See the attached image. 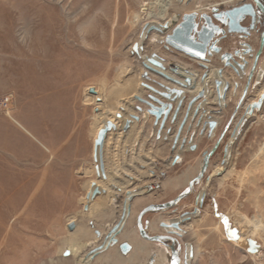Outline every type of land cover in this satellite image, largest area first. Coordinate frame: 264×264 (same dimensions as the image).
<instances>
[{
	"label": "rangeland",
	"instance_id": "374dc122",
	"mask_svg": "<svg viewBox=\"0 0 264 264\" xmlns=\"http://www.w3.org/2000/svg\"><path fill=\"white\" fill-rule=\"evenodd\" d=\"M242 1L172 0L156 24L172 21L175 12L210 15L211 7L227 10ZM157 2L0 0V264H82L85 254L96 247L119 220L120 209L127 210L129 188L135 185L137 190L149 183L155 185L151 192L130 203V214L122 232H127L134 242L154 250L153 254L158 252V264H168L167 250L139 237L136 218L146 206L176 198L197 176L203 153L213 149L238 106L253 58L245 57L249 61L243 78L239 79L236 96L215 137L208 142L205 133L200 136L201 126L208 116L215 118L220 107L218 99H221L215 93L214 80L212 85L208 82L213 77L211 71L222 67L218 56L210 59L209 78L203 82L196 80L197 87L207 86L204 100H198L192 108L202 107L197 117H188L174 144L188 102L197 93L177 89L183 92L182 106L174 121L170 113L162 130L147 114L149 108L135 98L157 97L145 85L160 92L164 90L157 83L170 89L169 83L141 66L142 62H148L146 55L158 36L154 31L146 34V26L153 24L149 17L157 11ZM259 35L258 27L246 40L228 35L218 46L222 53H231L240 50V42L245 41L255 53L260 44ZM40 40L44 51L37 50L35 45ZM134 45H138L137 52L133 51ZM158 55L168 62L166 69L176 65L198 75L204 73L196 62L174 51L168 53L165 47ZM157 69L173 77L167 70ZM256 70L257 81L253 77L252 89L192 193L175 208L143 217L149 236H155L163 233L159 228L161 221L167 223L185 213L196 214L192 221L189 218L180 225L181 258L184 261L186 254L187 264H264V101L260 110L252 112L253 116H245L246 109L264 93V72L259 79V71L264 70V49ZM144 73L148 79L142 77ZM226 73L223 79L226 81L228 77L231 86L238 81L230 69ZM133 86L139 90L138 96L130 97L117 113L126 116L128 112L139 120L135 122L127 116L129 128L123 131L125 122L119 126L120 139L104 147L103 153L100 151L102 161L99 152L94 161V133L101 121L99 115L108 109L106 99L112 97L116 88L121 94H128ZM90 87L94 88L95 96L88 94ZM7 96L11 97V107L6 113L3 100ZM172 108L174 111L177 105L172 103ZM202 111L212 113L206 114L198 125ZM194 147H198L195 152ZM115 169L119 172L117 176ZM99 170H104L108 180L103 179ZM96 181L104 184L102 188H106V193L114 182L130 185L126 189L119 188L125 196L117 191L116 202H112L108 210L105 208L108 202H98L100 212L111 217L93 222L83 207H88L84 204L88 184ZM170 182L174 184L171 187ZM71 218L75 224L73 232L66 228ZM255 224L263 226L262 230L254 232ZM95 230L102 235L100 240L96 239ZM82 232L83 237L79 236ZM248 239L257 246L255 254L247 251ZM117 240L116 245L101 255L112 259L108 255L112 254L113 261L126 263L124 259L135 251L130 246L126 255L120 254L118 246L124 241L120 236ZM67 251L70 255L64 258ZM140 258V264H150L149 258L148 261L143 255ZM89 264L100 263L94 260Z\"/></svg>",
	"mask_w": 264,
	"mask_h": 264
},
{
	"label": "water",
	"instance_id": "95a60500",
	"mask_svg": "<svg viewBox=\"0 0 264 264\" xmlns=\"http://www.w3.org/2000/svg\"><path fill=\"white\" fill-rule=\"evenodd\" d=\"M257 8L264 14L263 6L257 1L253 0ZM255 9L251 3L242 2L236 7L230 8L228 10L220 11L216 7H211V15H197L196 12H191L189 14H174V19L172 21H167L163 25H147L146 34H150L151 32H157L158 36L155 39L154 47L150 51H148L146 58L148 62H142L141 66L146 72L153 74L154 76L159 77L164 82L174 85L175 87H179L181 89L194 91L196 89V80L201 82L207 80L209 78L210 69L208 68V64L210 59L215 55L218 56L222 67L216 69V75L213 77L214 79V90L215 93L220 96L223 101L221 106L219 107L217 113H215V118L211 119L210 116L207 117V120L202 123L200 136H203L205 133V138L208 142L215 137L217 129L221 126L222 120L228 113L230 109V105L232 104L236 92L235 90L239 86V79H242L245 71L244 67H247L248 61L245 57H249V59L253 58V62L248 73L247 84L244 88L242 96L239 100L238 106L235 109L229 123L223 130L222 134L218 138L215 146L210 152H204L202 155V165L197 173V176L192 179L187 187L179 194L176 198L171 201H168L164 204H150L146 206L141 212L138 214L136 218V226L139 237L150 243H161L164 239H168L172 242H175L174 238L171 237H161V236H149L146 230L142 226V217L147 213H157L166 211L172 208H175L183 199L188 197L194 188V185L198 183L202 177L204 176L209 159L219 146L222 138L228 131V128L232 122V119L236 115V112L241 107L248 90L250 88L251 81L253 79L254 73L257 68V64L259 58L264 49V31L260 36V44L258 50L254 53L252 47L247 44L245 41L240 42L239 47L240 50H234L231 53L224 52L222 53L221 48L218 46L219 42L224 40L228 35H238L243 38V40L249 38L251 33L254 30L255 26ZM246 18L250 19L249 26H242V23L245 21ZM145 28V26H144ZM143 28V29H144ZM146 34L144 39H146ZM143 37V31L141 34ZM165 47V50L168 53L177 52L184 55L186 58L194 61L197 63L198 67L203 69L204 73L202 75H198L195 71L182 69V67H178L176 65H172L171 69H166L165 66L167 61H164L159 55L158 52L161 48ZM133 51H138V45L133 46ZM157 68L162 70H167L173 77L164 74L163 72L159 71ZM230 69L232 72L237 74L238 81H235L233 85H228V81L230 79L227 77L226 81L223 79V75H226V71ZM246 69V68H245ZM239 70L240 74H238ZM144 79H148L147 73H144L142 76ZM231 82V81H230ZM228 85V86H227ZM157 86L160 87L164 92L157 91L147 85H145L146 89L152 92L157 97L148 96V100L141 99L139 97H135L136 101L146 105L149 109L146 111L148 115L154 118V123H159V129L162 130L166 120L168 119L170 113H172L171 120L174 121L181 103L178 104L177 108L173 111L172 103L174 102V97L171 95L181 96L182 91L169 89L164 87L161 83H157ZM89 95H96V92L93 87L87 89ZM224 92V96L223 93ZM205 92L200 90L195 97L191 98L188 102L185 115L178 127V131L175 137L174 144L177 142L178 137L189 117V112L192 109V106L198 100H204ZM264 101V93L260 96L259 100L255 103H252L249 108L246 109L245 116H251L254 110H260L262 107V103ZM200 109V105H198L192 114V118L197 117L198 112ZM95 112L98 111L97 108L94 109ZM136 111L139 113L142 112L140 108H136ZM211 114L212 112L202 111V114L198 120V125L201 122V119L206 114ZM244 116V117H245ZM115 117L120 119V115L116 114ZM243 117V118H244ZM130 119L137 122L139 120L138 116L130 115ZM241 123V121L239 122ZM129 121H126L123 127V131L125 132L129 128ZM207 128V130H206ZM115 126L113 124H108L104 129L99 131L96 135V139L93 143V160L96 161L97 159V151L99 146V140L102 138V134L104 131L114 130ZM198 147H194L192 150L193 152L197 151ZM154 184H147L141 187L138 190H135L133 193L127 192L126 199L128 202V208L125 211L124 208L120 215L118 222L108 231V233L103 237L102 242H100L96 247L90 249L83 258L82 264H87L93 262L98 256L102 253L106 252L108 249L113 247L118 243L117 237L120 235L121 230L123 228L124 220L128 218L130 214V203L133 201L134 198L139 197L141 195H147L151 192L154 188ZM99 194L98 190L92 191L91 198L93 199ZM204 194L200 197L199 206L202 204ZM83 211L87 212L88 207L84 206ZM126 212V213H125ZM189 214L185 213L180 216L178 221H172L171 223L167 224L162 222L160 227L169 235H174L176 237H180L177 233L180 231V224L189 220ZM93 225L91 224L90 227ZM66 228L69 232H73L75 229L74 222L67 223ZM94 235L97 240L102 238V235L97 230L94 231ZM131 247L128 243L123 242L118 246V250L122 255H126L130 251ZM171 249V257L169 264H179V257L177 255V251H174L172 247ZM257 250V246L255 242L252 240L247 241V251L250 254H255ZM70 255L69 251H67L64 255V258Z\"/></svg>",
	"mask_w": 264,
	"mask_h": 264
},
{
	"label": "bare ground",
	"instance_id": "6f19581e",
	"mask_svg": "<svg viewBox=\"0 0 264 264\" xmlns=\"http://www.w3.org/2000/svg\"><path fill=\"white\" fill-rule=\"evenodd\" d=\"M172 0H158V2L155 4V6H156V8H157V13L155 12V14L153 13V14H150V19H151V21H152V25H158V24H156L157 23V20L158 21H160L162 18H163V16H164V12H165V10L168 8V6H169V3L171 2ZM53 25V24H52ZM51 27V26H50ZM56 28L58 29V30H60L59 29V24H57L56 25ZM52 30V29H51ZM55 32V31H54ZM58 32V31H57ZM59 40V39H58ZM56 42V41H55ZM59 43V42H58ZM35 45H36V47H37V50H41V51H44L45 50V47L42 45V41L40 40L39 42H37V43H35ZM238 71V74H240V73H242V72H240L239 70H237ZM244 71H245V67H244ZM212 72V75H213V77H215V75H216V72L215 71H211ZM264 72V70H260L259 71V79H261V77L260 76H262V73ZM237 75V74H236ZM213 77H212V79H211V81L210 82H208L210 85H212V80H214L213 79ZM137 82V81H136ZM228 85H229V83H227ZM227 85V86H228ZM169 86H170V89H175V90H177L179 87H175L174 85H172V84H169ZM207 86V85H206ZM206 86H196V89L194 90V94H196V93H198L200 90H203L204 91V88L206 87ZM257 86V85H256ZM164 90V89H163ZM179 91H182V90H179ZM259 91V90H258ZM122 93V91H118V89L116 88V90L112 93V97H109V99H106V103H105V106H106V108H108L103 114H100L99 116H100V118H101V121L99 122V125L96 127V130H95V133H94V135H97V133L99 132V131H101L102 129H104L108 124H113L116 128H119V126H123V123L124 122H126L128 119H126V117L127 116H130L131 114H129L127 111V115L126 116H122V115H120L119 113H117L118 112V108H120V107H122L127 101H129L130 100V97H132V96H134V95H137L138 96V93H139V90L137 89V88H135L134 86L133 87H130V91H129V93L128 94H121ZM141 92V91H140ZM205 93H206V91H205ZM223 93V96H224V92H222ZM182 94H183V92H182ZM155 96V95H154ZM172 97H174V102H173V104H176L177 106H178V104L179 103H181V106H182V103H183V99H184V96H177V95H174V94H172L171 95ZM220 97V96H219ZM158 98V97H157ZM117 101V102H116ZM120 101H121V103H120ZM222 101H223V99L221 98H219L218 99V104L221 106V104H222ZM181 106H180V108H181ZM127 107V106H126ZM202 107V105L200 106V108ZM109 108L111 109V110H109ZM123 108V107H122ZM124 111V110H123ZM129 112H130V109L128 110ZM179 111H180V109H179ZM194 110H193V108L191 109V111L189 112V116L190 115H192V112H193ZM125 112V111H124ZM179 113V112H178ZM116 114H119L120 115V119H117L116 117H115V115ZM185 115V114H184ZM116 118V120L115 119H113V118ZM251 118V117H250ZM179 119V118H178ZM116 128H115V130H113V131H104V133L102 134V138L99 140V146H98V151L97 152H99V155H100V151L103 153V150L106 148V147H108V145H111L112 143H116L117 141H118V139H120V134H122L121 133V127L119 128V129H117L116 130ZM121 130V131H120ZM129 131H130V129H129ZM94 132V131H93ZM131 132V131H130ZM126 134V133H125ZM115 136V137H112V136ZM105 147V148H104ZM114 151V150H113ZM99 160L100 161H102L103 160V157H102V155H100L99 156ZM226 162V161H225ZM138 163V162H137ZM145 162H143V164H144ZM142 165V164H141ZM150 165V164H149ZM224 165V164H223ZM139 166V165H138ZM104 167V166H103ZM113 167V166H112ZM122 167V166H121ZM120 168V167H119ZM122 170V169H121ZM111 171V170H110ZM98 171L96 170V173H97ZM99 174L103 177V179H108V177H106V175H105V173H104V170H99ZM112 172V171H111ZM114 172H115V175L117 176V174L119 173L118 171H117V169H115L114 170ZM129 172V171H128ZM215 172V171H214ZM217 172H219V171H216V173ZM221 172V171H220ZM224 172V171H223ZM123 173V172H122ZM129 176V175H128ZM114 177V176H113ZM113 177L111 178V179H113ZM231 177V176H230ZM131 178V177H130ZM228 181V180H227ZM98 183H99V185L102 187V186H104V184L102 183V182H91L90 183V185H89V189H88V194L85 196V200H84V204L85 205H88V215H89V218H92L93 219V222L95 221V222H97V221H99V220H101V219H105V218H109V217H111V216H108V215H106V212H100V209H98L97 210V213H100L102 216L101 217H97L94 213V210H95V204H96V202H103V203H106V202H108V204H106V206H105V208H106V210H108L109 209V207H110V205H111V203L113 202H116V196H118V194L116 193L117 191H119V192H122V194H123V197L125 196V193H124V191H122V190H120V189H126V186H129L130 184L129 183H127L126 185H124V186H122L121 184H117L116 182H114V185H110L111 187H109V188H107V193H106V188L105 189H101L99 186H98ZM171 183V182H170ZM169 183V186L171 187V186H173L174 184H170ZM143 186H145V184H143ZM105 187H107V185H105ZM138 186H135V185H133L132 187H130L129 188V190H130V192L131 193H133V191L134 190H136V188H137ZM120 188V189H119ZM139 189V188H138ZM137 189V190H138ZM159 189V188H158ZM95 190H98V192H99V194L96 196V197H94L93 199L91 198V193H92V191H95ZM109 193V194H108ZM108 194V195H107ZM114 195V198H112V196ZM104 199H106V200H104ZM99 200V201H98ZM128 203V202H127ZM122 208V207H121ZM121 210V213H122V210H123V208L122 209H120ZM124 210H125V208H124ZM121 213H120V215H121ZM111 214V213H110ZM87 215V216H88ZM119 215V216H120ZM92 216V217H91ZM195 216H196V214H192V215H188V217L191 219V220H193L194 218H195ZM71 219H74V218H71ZM179 219H180V217H179ZM175 220V219H174ZM174 220H172V221H174ZM73 220H70V222H72ZM126 221V219L124 220V222ZM172 221H169V222H167V224H169V223H171ZM176 221V220H175ZM177 221H178V219H177ZM69 222V223H70ZM74 222V221H73ZM118 221H116L115 222V224L117 223ZM164 223H166V222H164ZM114 224V225H115ZM113 225V226H114ZM112 226V227H113ZM261 227H263V226H261V225H257V224H255L254 226H253V231L254 232H256V231H258V230H262V228ZM179 232H181V230L180 231H178L177 233L180 235V236H182ZM79 236H81V237H83L84 235H83V232L81 233V234H79ZM120 240L121 241H124V242H127L131 247H132V250H134L135 251V253L133 254V255H131L128 259L126 258V259H124L125 261L124 262H126V263H123V260H122V262L121 261H113L112 259H114L115 258V256L114 255H112V254H108L109 255V257H111L112 259H107V260H109V262H106L105 264H140V261H141V258H140V256L141 255H143V256H145V258H147L146 260L148 261V258H150V255L151 254H153V252H154V250H149V247L148 246H144V245H142V244H138V243H136V242H134L133 241V239H132V237H130L128 234H127V232H122V230H121V233H120ZM80 237L79 238H76V243H77V241H80ZM248 240H250V239H248ZM247 240V241H248ZM247 241H246V246H247ZM100 242H102V239H101V241ZM79 245H80V243H79ZM245 246V247H246ZM78 248L80 249V246H78ZM154 249V248H153ZM147 250H149V252H146ZM156 254L157 255H159L158 254V252H156ZM100 256H102V255H100ZM100 256H98L97 258H98V260L100 259ZM186 256V255H185ZM191 258H193V255L190 253L189 254V259H191ZM123 259V258H122ZM158 260H160V257H159V259ZM150 261V260H149ZM98 262V261H97ZM98 263H100V262H98ZM185 263L187 264V258H186V261H185ZM87 264H89V263H87ZM181 264H184V261H183V259L181 260Z\"/></svg>",
	"mask_w": 264,
	"mask_h": 264
},
{
	"label": "flooded vegetation",
	"instance_id": "af4514ba",
	"mask_svg": "<svg viewBox=\"0 0 264 264\" xmlns=\"http://www.w3.org/2000/svg\"><path fill=\"white\" fill-rule=\"evenodd\" d=\"M262 6H263V8H264V0H257ZM242 2H246V3H251L253 6H254V9H255V13H256V15H255V17H256V21H255V26H254V30H253V32H255V30L259 27V31H260V35H259V42H260V36H261V34H262V32L264 31V14L257 8V6L255 5V3H254V1L253 0H249V1H245V0H243ZM242 2H240V3H238L236 6H238L239 4H241ZM235 6V7H236ZM233 8V7H232ZM228 10V9H227ZM220 11H224V10H220ZM211 15V14H210ZM250 25V19L249 18H246L245 19V21L242 23V26H244V27H246V26H249ZM252 32V33H253ZM252 33H251V35H252ZM246 68V67H245ZM245 71H246V69H245ZM146 215V214H145ZM144 215V216H145ZM143 216V217H144ZM143 217H142V220H143ZM192 221V220H191ZM163 221H161L160 223H159V228L160 229H162L161 227H160V224L162 223ZM184 223H186V221L185 222H183V223H181L182 225L184 224ZM180 224V225H181ZM142 226H143V228L146 230V232L148 233V227L145 225V224H143V221H142ZM137 227V226H136ZM181 228V227H180ZM163 230V229H162ZM138 232V231H137ZM149 235V234H148ZM155 236H161V237H171V238H174L175 239V242L172 244V242L170 241V240H168V239H164L161 243H155V244H157L158 246H160V247H162V248H164L165 250H167L168 251V253H169V260H168V264H169V262H170V257H171V249H170V247H172V249L174 250V251H177V255H178V257H179V261H180V263L179 264H181V260H182V258H181V251H182V248H181V244L179 243V240H180V238L182 237V236H180V237H176V236H174V235H169V234H167L164 230H163V233L161 234V235H155ZM118 252L120 253V251L118 250ZM121 254V253H120ZM186 255V254H185ZM159 259V255H157V254H151L150 255V258H149V262H150V264H158V260ZM184 264H186L185 263V261H186V256H184Z\"/></svg>",
	"mask_w": 264,
	"mask_h": 264
},
{
	"label": "crops",
	"instance_id": "0c3cea01",
	"mask_svg": "<svg viewBox=\"0 0 264 264\" xmlns=\"http://www.w3.org/2000/svg\"><path fill=\"white\" fill-rule=\"evenodd\" d=\"M257 74H258V70H256V72L254 73V78L256 79V81H257ZM250 89H252V88H249V90ZM248 90V91H249ZM253 116V115H252ZM45 148V147H44ZM46 149V148H45ZM48 151V150H47ZM59 170V169H58ZM58 175H59V171H58ZM106 177H108V176H106ZM108 180V179H107ZM98 181H96V183H97ZM91 183V182H90ZM90 183L88 184V188H89V185H90ZM98 186L101 188V189H104V188H102L100 185H99V183H98ZM99 201V200H98ZM96 204H98V202H96ZM95 204V210H94V214L96 215V213H97V210L99 209L98 208V206ZM97 216V215H96ZM98 217V216H97ZM71 220H73L74 221V219H71ZM107 259H106V257H102V256H100V259L98 260V258H96L95 259V261H98V262H100V264H103V263H105V262H107L106 261ZM105 261V262H104Z\"/></svg>",
	"mask_w": 264,
	"mask_h": 264
},
{
	"label": "built area",
	"instance_id": "2783aa9c",
	"mask_svg": "<svg viewBox=\"0 0 264 264\" xmlns=\"http://www.w3.org/2000/svg\"><path fill=\"white\" fill-rule=\"evenodd\" d=\"M3 105L5 107L6 113L9 112V108L11 107V97L7 96L4 100H3Z\"/></svg>",
	"mask_w": 264,
	"mask_h": 264
}]
</instances>
